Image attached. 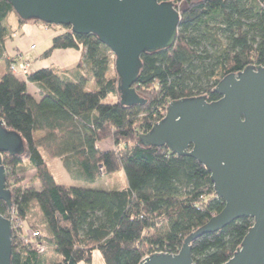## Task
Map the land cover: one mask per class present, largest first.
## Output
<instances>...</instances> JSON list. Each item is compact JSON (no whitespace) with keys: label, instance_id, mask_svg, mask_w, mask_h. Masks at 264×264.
<instances>
[{"label":"trees","instance_id":"trees-1","mask_svg":"<svg viewBox=\"0 0 264 264\" xmlns=\"http://www.w3.org/2000/svg\"><path fill=\"white\" fill-rule=\"evenodd\" d=\"M158 1H172L180 12L175 43L141 54L133 86L145 102L125 106L114 54L96 35L76 34L68 26H62L64 31L41 56L78 49L76 69L83 74L73 80L54 67L31 71L26 78L12 74L4 47L11 37L7 18L25 21L0 0V60L5 62L0 119L23 141L22 154H2L11 206L0 200V214L9 218L13 212L38 233L24 242L21 229L12 224L10 264H92L96 250L103 264H139L156 251L177 253L190 233L224 207L203 164L163 146H142L137 136L164 117L170 101L196 96L218 100L214 88L223 77L249 65L264 66V0ZM89 81L94 90H86ZM28 83L38 89V100ZM36 131L43 136L35 139ZM107 138L114 148L99 149ZM44 152L61 158L68 172L87 184L123 170L127 185L98 189L58 184ZM31 170L38 187L24 183ZM34 209L39 226L29 221ZM252 224L251 218L241 217L192 241L194 264L226 262ZM36 242L44 249L37 250ZM47 251L54 255L49 262Z\"/></svg>","mask_w":264,"mask_h":264},{"label":"water","instance_id":"water-1","mask_svg":"<svg viewBox=\"0 0 264 264\" xmlns=\"http://www.w3.org/2000/svg\"><path fill=\"white\" fill-rule=\"evenodd\" d=\"M24 21L68 26L76 34H94L114 54L120 103L142 105L134 88L143 52L175 43L180 12L172 1L158 0H6ZM218 100L204 96L170 101L164 117L138 134L142 146L165 147L188 155L210 173L224 207L190 233L177 253L157 252L139 264H194L191 242L232 221L253 220L240 247L222 264H264V66L249 65L215 86ZM19 134L0 119V200L10 208L2 154H22ZM11 220L0 214V264H10Z\"/></svg>","mask_w":264,"mask_h":264},{"label":"crops","instance_id":"crops-1","mask_svg":"<svg viewBox=\"0 0 264 264\" xmlns=\"http://www.w3.org/2000/svg\"><path fill=\"white\" fill-rule=\"evenodd\" d=\"M7 23L11 27V37L7 38L4 42L5 52L7 56L12 54L14 51L21 52L25 56V58L30 61L31 71L45 67H54L58 69L60 73L65 74V76H68L73 80L78 78L80 74L84 73L83 70L76 69V65L81 59V51L78 49H56L47 58L41 56L44 50L49 47L52 38L64 31V28L62 26L45 25L37 21H28L22 24L19 23L15 15H10L7 18ZM32 46L34 47L32 48ZM27 88L36 100L40 98L38 89L34 84L28 83ZM94 89L95 86L93 82L89 81L86 85V90L89 91ZM33 135L35 139H39L43 136V133L36 131ZM99 144L100 143H98V148L101 150L112 149L111 147L102 149ZM60 160L63 167V160L61 158ZM30 172H33V170H31ZM117 173L119 174L118 176L114 175V177H109H112L113 179L118 178V184L115 182L110 186H102L100 188L108 189L110 187L112 188L117 186L119 188L126 187L127 183L123 170H119Z\"/></svg>","mask_w":264,"mask_h":264},{"label":"rangeland","instance_id":"rangeland-1","mask_svg":"<svg viewBox=\"0 0 264 264\" xmlns=\"http://www.w3.org/2000/svg\"><path fill=\"white\" fill-rule=\"evenodd\" d=\"M25 22H28V21H25ZM9 28L11 30L10 26H9ZM4 70H5V62L3 60H0V77L4 73ZM110 73L113 74V70H111ZM99 143H100L99 145L102 149L107 148V147L114 148L113 141L111 138H107V139H105ZM43 156H44V158L48 164L50 172L52 173L55 181L58 184L75 185V186H82V187H96V188H100L102 186H110L111 184H113L115 182L118 184V182H117L118 178L113 179L112 177H109V176H107V177L102 176L94 184H87L84 180H82V179L74 176V174L68 172V170L64 166L62 167V163H61L60 158L50 157L45 152L43 153ZM115 175L118 176L119 174L117 173ZM32 177H33V172L29 171L27 174L24 175V178H23L24 183L26 185H29V186L32 185V186L38 187V184L36 183V181L33 180ZM32 213L33 214H31L29 216V221L32 224H36L37 226H39L40 218H39L38 210L34 209ZM29 221H27L28 224H29ZM26 230H31V228L28 227V225L26 223L25 224L22 223L21 232L24 233ZM44 255H45L46 262H49V261L54 259V255L51 251H47L46 253H44ZM92 264H103V260H102L100 254L97 250L94 252V258H93Z\"/></svg>","mask_w":264,"mask_h":264},{"label":"built area","instance_id":"built-area-1","mask_svg":"<svg viewBox=\"0 0 264 264\" xmlns=\"http://www.w3.org/2000/svg\"><path fill=\"white\" fill-rule=\"evenodd\" d=\"M34 46H32L33 48ZM10 60L8 63L9 71L14 74L17 77L26 78L27 75L31 72V63L29 60L25 58V56L18 51H14L10 56ZM9 219L11 220V223L14 224L16 228L22 229V222L15 218L13 212L9 214ZM38 236V233L36 231L26 230L24 233H20V238L22 241L27 242L30 239H34ZM35 248L39 251L43 250L44 247L36 242L34 244ZM157 252H166V251H156Z\"/></svg>","mask_w":264,"mask_h":264}]
</instances>
